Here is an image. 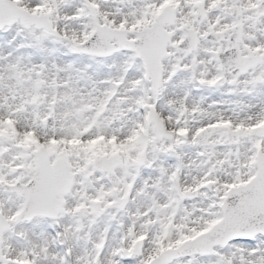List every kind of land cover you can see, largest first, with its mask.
Returning a JSON list of instances; mask_svg holds the SVG:
<instances>
[{
  "label": "snow or ice",
  "instance_id": "6c2138e0",
  "mask_svg": "<svg viewBox=\"0 0 264 264\" xmlns=\"http://www.w3.org/2000/svg\"><path fill=\"white\" fill-rule=\"evenodd\" d=\"M0 264H264V0H0Z\"/></svg>",
  "mask_w": 264,
  "mask_h": 264
}]
</instances>
